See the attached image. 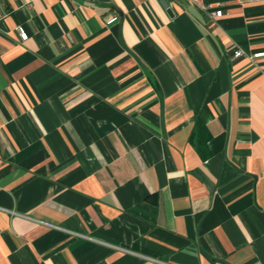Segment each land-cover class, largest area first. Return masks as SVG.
Listing matches in <instances>:
<instances>
[{"label":"crops","instance_id":"obj_1","mask_svg":"<svg viewBox=\"0 0 264 264\" xmlns=\"http://www.w3.org/2000/svg\"><path fill=\"white\" fill-rule=\"evenodd\" d=\"M161 1L0 0V264H264V0Z\"/></svg>","mask_w":264,"mask_h":264},{"label":"built area","instance_id":"obj_2","mask_svg":"<svg viewBox=\"0 0 264 264\" xmlns=\"http://www.w3.org/2000/svg\"><path fill=\"white\" fill-rule=\"evenodd\" d=\"M192 4H194L197 8H199L201 11H204V12H208V16L210 17V19H214V18H220L222 16V10L219 9V8H213L211 5H206L203 0H189ZM117 20V17L114 16L112 17L108 22L107 24H112L113 22H115ZM18 33H19V36L21 38L22 41H25L27 39V35L24 33V31L22 30V28H18ZM263 54H255L253 57H260L262 56ZM245 56V53L242 49H236L234 50L233 52V57L235 59H238V58H241V57H244ZM45 226L49 227V228H52V229H58L60 230L59 227L57 226H52V225H47V224H44ZM72 236L74 237H82L78 234H71ZM158 264H163V263H160V262H156Z\"/></svg>","mask_w":264,"mask_h":264},{"label":"water","instance_id":"obj_3","mask_svg":"<svg viewBox=\"0 0 264 264\" xmlns=\"http://www.w3.org/2000/svg\"><path fill=\"white\" fill-rule=\"evenodd\" d=\"M161 4L164 6L165 9L168 10L167 4H166V2L164 0L161 1Z\"/></svg>","mask_w":264,"mask_h":264}]
</instances>
